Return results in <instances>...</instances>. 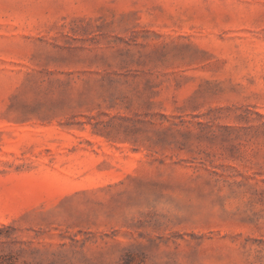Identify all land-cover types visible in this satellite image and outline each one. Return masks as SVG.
<instances>
[{
	"label": "rangeland",
	"instance_id": "rangeland-1",
	"mask_svg": "<svg viewBox=\"0 0 264 264\" xmlns=\"http://www.w3.org/2000/svg\"><path fill=\"white\" fill-rule=\"evenodd\" d=\"M0 264H264V0H0Z\"/></svg>",
	"mask_w": 264,
	"mask_h": 264
}]
</instances>
